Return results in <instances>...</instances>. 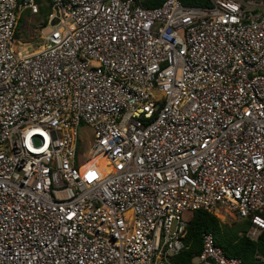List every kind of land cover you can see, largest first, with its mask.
Returning <instances> with one entry per match:
<instances>
[{
	"label": "built area",
	"instance_id": "obj_1",
	"mask_svg": "<svg viewBox=\"0 0 264 264\" xmlns=\"http://www.w3.org/2000/svg\"><path fill=\"white\" fill-rule=\"evenodd\" d=\"M136 1L50 0L34 49L0 0V264H175L197 210L263 233L264 3ZM192 264L244 263L204 233Z\"/></svg>",
	"mask_w": 264,
	"mask_h": 264
},
{
	"label": "trees",
	"instance_id": "obj_2",
	"mask_svg": "<svg viewBox=\"0 0 264 264\" xmlns=\"http://www.w3.org/2000/svg\"><path fill=\"white\" fill-rule=\"evenodd\" d=\"M36 2L39 0H35ZM48 4H49V0ZM166 0H137L147 9L160 7ZM186 6L207 7L209 0H178ZM47 22L43 25L46 26ZM20 20L18 21L14 38L18 39ZM249 221H233L232 224L222 223L215 216L204 210L192 212L187 221V232L183 240L184 248L172 258L175 264H192V259L201 251L202 235L211 233L216 245L228 257L238 258L244 264H264V231L256 242L249 240L245 233Z\"/></svg>",
	"mask_w": 264,
	"mask_h": 264
},
{
	"label": "rangeland",
	"instance_id": "obj_3",
	"mask_svg": "<svg viewBox=\"0 0 264 264\" xmlns=\"http://www.w3.org/2000/svg\"><path fill=\"white\" fill-rule=\"evenodd\" d=\"M47 0H39L36 2L38 5L39 13L32 15L29 11H25L20 17V27L18 31V41L31 45L34 49L42 43V36L51 31L48 22L49 6ZM94 141L93 132L87 126H81L78 130V156L76 158L77 165L83 164L88 159L87 150ZM222 223L232 224L233 221L220 220ZM196 256V255H195ZM195 256L192 262H195Z\"/></svg>",
	"mask_w": 264,
	"mask_h": 264
},
{
	"label": "bare ground",
	"instance_id": "obj_4",
	"mask_svg": "<svg viewBox=\"0 0 264 264\" xmlns=\"http://www.w3.org/2000/svg\"><path fill=\"white\" fill-rule=\"evenodd\" d=\"M94 163H98L97 165H95L97 168H106V165H107V161L102 157V158H99V159H95L93 161H90L88 164L84 165L81 169V171L84 173L86 172L89 168L93 167ZM107 171H110V168H106L105 169V172Z\"/></svg>",
	"mask_w": 264,
	"mask_h": 264
},
{
	"label": "water",
	"instance_id": "obj_5",
	"mask_svg": "<svg viewBox=\"0 0 264 264\" xmlns=\"http://www.w3.org/2000/svg\"><path fill=\"white\" fill-rule=\"evenodd\" d=\"M255 1H259V2H263L264 3V0H255ZM54 22H51V25H53Z\"/></svg>",
	"mask_w": 264,
	"mask_h": 264
},
{
	"label": "crops",
	"instance_id": "obj_6",
	"mask_svg": "<svg viewBox=\"0 0 264 264\" xmlns=\"http://www.w3.org/2000/svg\"><path fill=\"white\" fill-rule=\"evenodd\" d=\"M50 1V0H49ZM36 2V1H35ZM50 3V2H49ZM47 5L49 6V4L47 3ZM39 13V12H38ZM20 20V19H19ZM18 40V39H17Z\"/></svg>",
	"mask_w": 264,
	"mask_h": 264
}]
</instances>
